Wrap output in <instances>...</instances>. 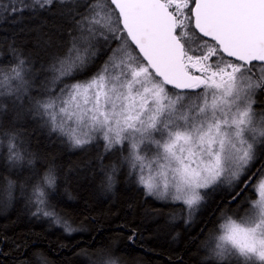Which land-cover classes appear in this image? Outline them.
<instances>
[{
	"label": "snow or ice",
	"instance_id": "obj_1",
	"mask_svg": "<svg viewBox=\"0 0 264 264\" xmlns=\"http://www.w3.org/2000/svg\"><path fill=\"white\" fill-rule=\"evenodd\" d=\"M24 11L53 20L61 51L42 81L14 42L0 51V116L9 100L67 147H98L104 191L123 170L189 227L211 193L246 207L216 209L200 264H264V0H0V20ZM25 135L0 122V214L22 198L71 235L53 202L66 177L54 161L36 167ZM80 254L124 264L110 248Z\"/></svg>",
	"mask_w": 264,
	"mask_h": 264
},
{
	"label": "trees",
	"instance_id": "obj_2",
	"mask_svg": "<svg viewBox=\"0 0 264 264\" xmlns=\"http://www.w3.org/2000/svg\"><path fill=\"white\" fill-rule=\"evenodd\" d=\"M52 28L53 20L48 15L28 11L0 20V51L14 42L31 59L36 77L42 81L50 75L47 69L52 57L61 51L62 37ZM9 60L5 55L4 62ZM3 103L8 107L0 122L26 133L24 140L29 151L41 158L36 167L42 170L45 163L54 161L66 177L67 182H61L60 195L53 202L77 231L68 235L46 219L31 217L23 199H17L7 213L0 214V264H21L23 260L42 264L34 252L42 253L51 264H91L96 257L86 258L80 253L99 248H110L124 264H200L203 253L198 251L199 242L204 239L201 229L213 228L216 209L231 208L241 216L247 211L246 207L238 209L236 204H226L219 192L211 193L207 205L189 227L180 218L179 206L146 197L123 170L113 190L106 192L96 161L98 147L69 148L55 135L50 136L25 109L9 100ZM103 163L108 164L109 160ZM29 174L25 171L23 175ZM248 196L257 198L250 191ZM173 214L177 219H172ZM131 229L139 234L134 241L128 239Z\"/></svg>",
	"mask_w": 264,
	"mask_h": 264
},
{
	"label": "rangeland",
	"instance_id": "obj_3",
	"mask_svg": "<svg viewBox=\"0 0 264 264\" xmlns=\"http://www.w3.org/2000/svg\"><path fill=\"white\" fill-rule=\"evenodd\" d=\"M257 98H258V99L260 98V97H259V94H258V97H257ZM148 178H149L148 176H145V179H148ZM256 199H258V196H257ZM256 199H255V200H256Z\"/></svg>",
	"mask_w": 264,
	"mask_h": 264
}]
</instances>
